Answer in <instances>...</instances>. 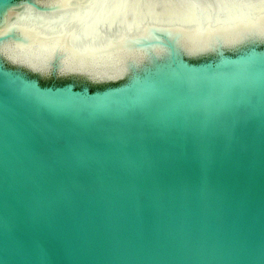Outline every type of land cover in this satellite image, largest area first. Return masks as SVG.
I'll return each instance as SVG.
<instances>
[{
    "label": "water",
    "instance_id": "water-1",
    "mask_svg": "<svg viewBox=\"0 0 264 264\" xmlns=\"http://www.w3.org/2000/svg\"><path fill=\"white\" fill-rule=\"evenodd\" d=\"M0 264H264V0H0Z\"/></svg>",
    "mask_w": 264,
    "mask_h": 264
},
{
    "label": "bare ground",
    "instance_id": "bare-ground-1",
    "mask_svg": "<svg viewBox=\"0 0 264 264\" xmlns=\"http://www.w3.org/2000/svg\"><path fill=\"white\" fill-rule=\"evenodd\" d=\"M18 15V13L16 12V11H12V12H10V16H11V18L12 17H16ZM246 25V24H245Z\"/></svg>",
    "mask_w": 264,
    "mask_h": 264
}]
</instances>
